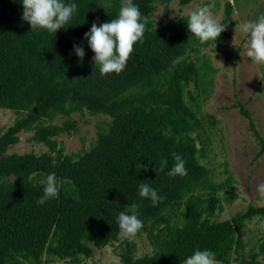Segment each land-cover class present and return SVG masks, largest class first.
Instances as JSON below:
<instances>
[{
	"label": "trees",
	"instance_id": "16d2710c",
	"mask_svg": "<svg viewBox=\"0 0 264 264\" xmlns=\"http://www.w3.org/2000/svg\"><path fill=\"white\" fill-rule=\"evenodd\" d=\"M171 1L186 5L191 0H132L142 21L147 18L143 42L134 45L121 73L101 75L84 34L93 22L99 26L116 19L124 0H63L78 10L55 35L31 29L22 19L21 0H0V108L15 114L0 129V264L51 259L78 264L91 255L92 247L113 243L121 264H181L196 250L206 249L220 264H264L258 259L261 255L264 260V235L257 249L245 253L236 234L246 220L264 215V206L248 203L218 220L223 204L235 195L226 190L229 178L214 183L211 169L199 161L208 154V131L216 119L200 109L212 68L197 53L228 34L224 31L216 43L202 45L187 28L188 14L154 19L157 5ZM231 8L226 1L221 23ZM74 45L84 49L82 61ZM229 107L247 119L259 143L256 159L264 152V138L245 103ZM83 112L99 116L94 136L86 147L82 139L79 149L66 153L56 137L78 132L71 115ZM167 129L170 133L164 135ZM20 132H30L28 140L45 151L8 152ZM173 153L185 160L187 175L167 174L175 163ZM162 158L168 161L163 171ZM51 173L60 185L59 196L38 204ZM141 183L163 199L153 206L150 198L139 195ZM120 211L134 212L143 222L136 237L143 234L149 253L136 256L134 241L121 238Z\"/></svg>",
	"mask_w": 264,
	"mask_h": 264
},
{
	"label": "rangeland",
	"instance_id": "374dc122",
	"mask_svg": "<svg viewBox=\"0 0 264 264\" xmlns=\"http://www.w3.org/2000/svg\"><path fill=\"white\" fill-rule=\"evenodd\" d=\"M226 1L232 7L225 21L228 37L219 44L200 48L197 53L198 57L205 56L212 68L209 71V92L201 102L200 109L216 119L208 131V154L199 161L211 169L214 183L225 177L229 178L230 187L226 190L235 195L230 203L223 204V211L216 217L218 220L228 219L235 212L242 211L248 203L257 207L264 206V195L257 191V186L264 182V152L253 159L259 143L249 129L247 119L237 108L229 107L237 101L245 103L255 129L264 138V65L255 64L247 56L249 38L239 27L245 21H255L264 14V0H191L186 5L171 1L166 6L157 5L152 14L154 19L165 21L168 17L187 15L198 6L212 5L213 16L221 23ZM257 85L261 90H255ZM71 117L77 121L79 131L56 137L66 153L79 149L82 139L83 146L88 145L94 136V124L99 119V116H91L86 112L82 116L74 113ZM14 118L13 111L0 108V129L10 125ZM59 121V118L55 120ZM30 134L20 132L18 143L11 146L8 152L33 151L39 154L45 151L46 147L42 144L28 140ZM216 194L220 198L223 196L220 190ZM236 234L244 241L245 253L250 248L257 249L258 241L264 235V215L257 214L246 220ZM130 239L135 243L136 256L150 252V246L143 234ZM114 245L107 244L100 249L92 247L91 255L81 257L78 264H121L114 254ZM258 259L264 263L261 255ZM42 264H63V261L51 259Z\"/></svg>",
	"mask_w": 264,
	"mask_h": 264
},
{
	"label": "clouds",
	"instance_id": "9594fccd",
	"mask_svg": "<svg viewBox=\"0 0 264 264\" xmlns=\"http://www.w3.org/2000/svg\"><path fill=\"white\" fill-rule=\"evenodd\" d=\"M21 3L23 5L22 19L29 23L32 30L44 29L54 35L57 30L65 28V25L69 24L73 14L78 10L75 3L65 4L63 0H21ZM212 7V5L198 6L188 14L187 28L202 45L208 41L216 43L217 38L226 30V24L220 23L214 18ZM146 23L147 18L144 17L142 21V14L132 0H124L116 19L99 26L95 22L92 23L90 30L84 34V38L87 39L88 45L94 53L95 64L100 65L101 75L119 74L125 69L134 50V45L137 42H143ZM239 27L240 31L249 38L246 49L247 56L255 64L264 65V14H261L255 21H245ZM74 51L82 61L85 56L84 49L74 45ZM70 102V98L65 102L66 108L70 106ZM169 133L170 129H167L164 135ZM172 156L175 163L167 174L169 176L187 175L185 160L176 153H173ZM167 164V159L162 158L160 170L163 171ZM52 166H57L55 160L52 161ZM140 167L148 171L146 165H140ZM59 191L60 185L57 183L55 173L47 175L43 196L37 203L44 204L49 199L58 198ZM257 191L264 195V182L257 186ZM139 195L150 198L153 206L163 199L156 189L144 183L139 185ZM131 207L136 209L137 205L134 204ZM117 220L121 238H133L143 228V222L134 212L127 214L125 211H120ZM184 264H220V261L216 259L214 252L206 249L196 250L186 258Z\"/></svg>",
	"mask_w": 264,
	"mask_h": 264
},
{
	"label": "water",
	"instance_id": "95a60500",
	"mask_svg": "<svg viewBox=\"0 0 264 264\" xmlns=\"http://www.w3.org/2000/svg\"><path fill=\"white\" fill-rule=\"evenodd\" d=\"M197 145V144H196Z\"/></svg>",
	"mask_w": 264,
	"mask_h": 264
}]
</instances>
